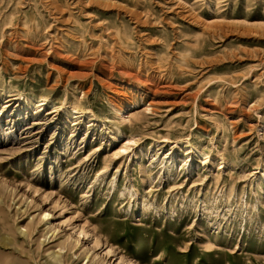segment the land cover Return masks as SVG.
<instances>
[{"label":"rangeland","instance_id":"obj_1","mask_svg":"<svg viewBox=\"0 0 264 264\" xmlns=\"http://www.w3.org/2000/svg\"><path fill=\"white\" fill-rule=\"evenodd\" d=\"M263 25L264 0H0V252L22 207L58 234L30 264L68 236L65 264H264Z\"/></svg>","mask_w":264,"mask_h":264},{"label":"bare ground","instance_id":"obj_2","mask_svg":"<svg viewBox=\"0 0 264 264\" xmlns=\"http://www.w3.org/2000/svg\"><path fill=\"white\" fill-rule=\"evenodd\" d=\"M197 1L198 0H194V3ZM216 3H219V1H217ZM174 14H176L180 18H184V19L187 18L185 20H188V22L193 24V25H197L198 22L200 21L199 18L190 11L178 10V11L174 12ZM236 22H237V20L234 21V23H236ZM222 27H223L222 24H216V23L212 24V23L203 22L200 24V29L204 33V35L213 34V36H215V33L219 32V30L222 29ZM165 72L167 73V75L171 76L172 75V66H170V68L167 67ZM148 82H149V80H148ZM169 82H170L169 84H166V87H175V85H173L172 80ZM73 103H74V109L72 110L71 114L73 116H76L75 114L82 115L83 112L85 111V107L83 106V104L81 102H79L78 100L76 102L73 101ZM31 104L33 105V108H35V109H38L41 106L47 105V104L50 105L52 109H56L58 107L57 104L55 103L54 99L50 95H43L39 99H33V100H31ZM126 107L134 108V107H136V102L134 100H132L131 98H129L126 102L125 107L120 108L119 110H114L115 115L118 116L120 119L125 118L123 113H126V111H125ZM122 119H121V122H122ZM143 120H144L143 117L136 114L135 112L130 113L129 118H128V128H126L130 131V133L128 132L129 135H127V137L123 140L122 145L129 146V145H132L133 143H136L135 132L139 131L141 129V127H143V123H144ZM121 122H118V124ZM116 126H118V127L116 128V132H115L114 137L117 138V137L122 136L123 130L119 127V125H116ZM124 133H126L125 130H124ZM105 164H107V162H105ZM262 176L264 177V171L262 172ZM7 187H9V186H7ZM17 208L18 209L16 210V214H15L14 219L18 220L22 217H25V220L27 219L26 223L24 225H19L17 228L18 234H20L24 238L23 239L24 244L19 245V246L12 245V253L10 255L8 253L7 255L4 256L3 253L0 252V264H30L29 262L34 261V259H35V257L31 256V254H33L35 252L37 253V251H39L41 249L44 250V247H42V243H40L38 240L39 237L44 235L45 240H48V243L50 241H51V243H53L54 240L52 238H54L58 235L56 232V229L51 230V228H48V226L44 227V229L41 228L42 226H45L50 222L49 217L52 215H50V212H48L47 210H42L38 214H34L33 212L27 211L26 208H23V209H22V207H17ZM50 232H51V234L48 235ZM81 233H84V232L81 231ZM67 241H69V236L64 240V243L59 242V244L55 245V247L56 248L58 247L57 250L65 251L66 257L69 258L71 256V252L73 255L76 254V251H73V250L78 246L79 239L76 240L74 243H69V244H66ZM31 243H34V246L36 248L35 250L32 249ZM26 244H28V246ZM71 244H73V245H71ZM3 247H5V246L3 245ZM1 248L2 247H0V249ZM52 248H54V245L53 244L49 245L48 250L50 251V259L52 260V262H50V264H65L64 258H62L59 255V253L56 254L55 251H57V250L52 251L51 250ZM45 250H47V248ZM88 261L89 260H87V262ZM122 262H124L123 259H122ZM89 264H91V263H89ZM129 264H132V263L129 262Z\"/></svg>","mask_w":264,"mask_h":264}]
</instances>
